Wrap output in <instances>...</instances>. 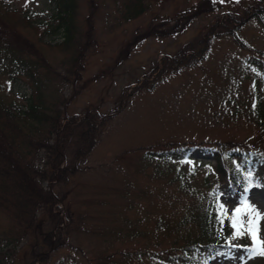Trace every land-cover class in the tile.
<instances>
[{
  "label": "rangeland",
  "instance_id": "374dc122",
  "mask_svg": "<svg viewBox=\"0 0 264 264\" xmlns=\"http://www.w3.org/2000/svg\"><path fill=\"white\" fill-rule=\"evenodd\" d=\"M139 1L144 5L139 12L134 10L138 0L99 1L79 77L57 84L65 116L96 110L106 117L97 142L79 161L77 171L61 182H52V191L62 196L57 204L60 213H70L74 221L66 233L69 244L49 252L48 260L40 264H124L123 258L129 255L139 264L140 259L146 261L143 254L138 257L144 243L155 246L156 255L148 264H160L168 258L167 248L180 246L196 233L189 226L164 234L161 215L167 220L179 219L193 208L199 195L209 199L210 189L215 193L210 202L228 220L229 233L225 245L203 257L202 263L264 264V257L248 254L253 246L250 234L233 237L230 219L236 208L249 205L260 214L256 235L264 245V181L225 189L215 185L214 172L208 167L214 165V149L231 144V150L237 151L246 142L264 146V129L253 118L252 90L264 100V81L255 68V60L264 62V9L238 26L244 8L255 0H212L218 9L196 15L178 33L136 39L119 58L127 40L150 22L155 25L171 19L202 2ZM3 4L27 17L20 20L11 12L7 16L18 21L19 30L52 67L67 74L70 52L58 45L63 30L54 29L55 2L3 0ZM84 13L85 1L77 0L75 20L79 24ZM222 15L229 16L234 28L231 34L205 36L209 26L220 24ZM203 37L207 46L196 61L188 59L189 53L180 57L184 51L201 48ZM6 77L0 72V85L11 87L9 99L21 102L30 95L24 79L8 81ZM185 146L191 147L189 161H169L164 158L168 153L160 154ZM44 162L41 152L35 161L37 168H44ZM41 185L46 188L49 184L42 180ZM39 213L43 225L49 226L43 208L36 211ZM246 214L245 210L241 219ZM10 228V220L0 214V264H24L29 256L24 244L27 237L16 239ZM123 248L129 254L120 253Z\"/></svg>",
  "mask_w": 264,
  "mask_h": 264
},
{
  "label": "trees",
  "instance_id": "16d2710c",
  "mask_svg": "<svg viewBox=\"0 0 264 264\" xmlns=\"http://www.w3.org/2000/svg\"><path fill=\"white\" fill-rule=\"evenodd\" d=\"M53 1L55 2L53 17L56 21L54 29L63 30V38L58 45L70 52L67 74H62L52 67L38 52L33 42L19 30L18 21L16 19L11 21L7 16L11 12L20 20L26 21L27 17L16 9L5 7L3 0H0V72L7 76L8 81L24 79L30 91V95L24 100L14 102L7 94L11 87L0 85V214H4L10 220L9 233L16 239L27 237L24 244L28 247L29 256L24 264L45 263L49 252L69 244L66 233L74 219L68 212L60 213L57 204L62 201V196L57 197L52 191V182H61L77 171L79 161L97 142L106 117L96 110L65 116L64 99H60V93L57 91V84L71 83L79 77L80 60L89 45L92 16L100 0H84L85 13L80 24L75 20L77 0ZM143 6L138 0L134 10L139 12ZM214 8L218 9L219 6L215 7L212 0H202L180 11L171 19H161L155 25H151L150 22L144 31L135 33L130 41L127 40L125 49L120 50L118 57H123L128 46L136 39L154 34L178 33L192 21L193 17ZM263 9L264 0L250 3L243 10L244 17L241 15L238 18V26L243 25L246 18L258 15ZM134 10L132 14H135ZM222 16L225 17L221 19L220 24L215 22L209 26L205 36L231 34L234 28L230 25L229 16ZM166 22L171 24L166 25ZM219 26L222 28H218ZM206 41L205 37L200 38L199 42L203 43L201 48L196 52L184 51L180 57L183 58L189 53L188 59L191 62L196 61L206 48ZM255 61L256 71L264 81V62ZM71 75L73 77H70ZM252 90L255 105L253 118L261 129H264V100L257 96L254 89ZM120 99L122 102V97ZM232 146L229 144L223 150H213L214 165L208 167L214 172L215 185H222L227 189L239 183L243 185L263 183L264 146L246 142L245 146H242L244 148L237 151L231 150ZM190 148L178 147L160 154L168 153L164 158L169 161H189ZM41 152L45 156V167L39 169L35 161ZM182 179L180 183L186 186ZM42 180L48 181V187H42ZM214 195L213 189L208 191L209 199L199 195L201 197L198 200L196 198L197 201L191 206L193 208L175 221L167 220L161 215L160 229L164 230V234H169L173 229H186L189 226L195 228L196 233L188 236L180 246L171 245L167 248L168 258L160 264H203V257L213 254L225 245L229 233L228 220L215 208L213 202H210ZM40 207L49 218L50 223L47 227L43 225V214L36 215ZM130 233L129 235L133 236ZM143 245L138 257L143 254L142 258L146 261L140 259L139 264H148L156 255L152 248L155 246L150 247L146 243ZM126 250L127 248H123L119 252L129 254ZM174 250L177 251L173 252ZM130 256L132 255L125 256L122 263L135 264Z\"/></svg>",
  "mask_w": 264,
  "mask_h": 264
},
{
  "label": "snow or ice",
  "instance_id": "6c2138e0",
  "mask_svg": "<svg viewBox=\"0 0 264 264\" xmlns=\"http://www.w3.org/2000/svg\"><path fill=\"white\" fill-rule=\"evenodd\" d=\"M220 209L223 210V204L220 205ZM246 210L247 214L241 219V214ZM231 227L234 229L233 237L239 238L245 235V232L251 235L253 246L248 249L249 256H261L264 257V245L257 240V221L260 219V214L252 209L249 205L244 204L243 209L238 207L231 214ZM223 222V221H221ZM246 225V227H245Z\"/></svg>",
  "mask_w": 264,
  "mask_h": 264
}]
</instances>
